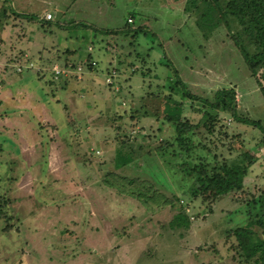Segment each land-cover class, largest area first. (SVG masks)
Returning <instances> with one entry per match:
<instances>
[{"label": "rangeland", "instance_id": "1", "mask_svg": "<svg viewBox=\"0 0 264 264\" xmlns=\"http://www.w3.org/2000/svg\"><path fill=\"white\" fill-rule=\"evenodd\" d=\"M230 3L219 0L221 17L209 0H0L20 16L0 31V202L10 217V228L0 218V264H253L232 259L226 233L246 224L245 200L264 189L259 132L221 116L212 139L222 124L255 160L238 190L211 204L176 170L187 153L159 118L175 70L199 98L232 89L239 115L264 126V63L252 76L239 52L262 58L253 17L240 1L237 18ZM47 13L66 28L41 25ZM54 65L83 70L55 78ZM200 108L186 98L185 118L195 123ZM121 140L142 150L115 170ZM179 206L187 227L170 228Z\"/></svg>", "mask_w": 264, "mask_h": 264}, {"label": "trees", "instance_id": "2", "mask_svg": "<svg viewBox=\"0 0 264 264\" xmlns=\"http://www.w3.org/2000/svg\"><path fill=\"white\" fill-rule=\"evenodd\" d=\"M210 1L218 11L219 0H209V2ZM233 1H237V4L233 5L230 3L229 11L231 14L235 15L237 18L242 16L244 12H241L238 7L241 1L240 8H243L246 13L251 14L253 17L252 31H255L256 45L262 50V58L258 57L256 59L252 57L249 59L247 58V52L242 49H239V52L251 75L256 77L255 68L259 67L261 62L264 63V0ZM230 2H232V0H230ZM219 13L221 17H223V11L219 10ZM10 14L13 15L12 17H20L5 4L0 10V31L3 30L6 21L9 19L8 15ZM21 18L34 21L32 17ZM40 20L41 25H54L61 29L66 28V26L59 25V23H51L44 19ZM121 31H125L124 28L119 31L112 30L101 33L103 35H117ZM139 31L140 29L134 31V34L136 35ZM74 53L75 52L72 54ZM88 54L92 55V53ZM91 55H87V63L93 62ZM70 67L73 69L74 66ZM88 68L92 69V72L96 70L91 64H89ZM173 74L174 75H171L168 81L163 85L165 90L169 91V93L162 96L159 118L174 128V143L177 144L179 149L187 153L186 156H181L180 164L175 166L177 168L176 170L181 173L183 178L189 179L190 185L193 184V196H199L203 202L207 201L213 204L220 196H227L235 190H238V178L240 179L246 175L248 169L255 160V156L251 155L249 151L237 152L241 147L240 143V147L235 145L237 136H229V133L223 128L222 124L221 128L223 131L220 130L219 138H217L216 141L213 140L218 134L215 125L220 122L222 115H226L231 117L233 122L237 124L250 126L256 129L260 134L256 146H261L263 148L264 126L259 120L249 119L239 115L238 105L235 101V95L232 89H219L213 93L210 99H202L189 92L186 85L178 78L175 70ZM69 76L71 75L65 77ZM256 82L259 86V91L264 97V86L261 85L260 79L257 77ZM186 98L190 100V103L194 101L201 103V108L196 109L200 118L198 121H195V123L186 119L184 116V100ZM205 134L209 135L211 138L209 139V144L201 141L202 135ZM171 146L172 142H164L156 151L159 152V155L164 156L167 149ZM141 150L140 146L135 147V145H133L132 140L128 142L122 140L121 142L118 141L114 149V157L112 160L113 169L119 170V168L132 163L140 155ZM195 150H197V152H202L194 154ZM156 151H148V153L156 154ZM192 154H194V156H192ZM136 179L137 178L128 179L127 184L130 186L133 185ZM137 180L142 182L140 183L141 185H144L145 180ZM185 187H183V189H185ZM249 195V198L245 200L244 203L246 224L228 230L226 237L230 242L229 246L234 261L238 263L252 262L253 264H264V189ZM194 198L197 199L196 197ZM176 202L179 203V198L176 199ZM2 204L3 202H0V218L3 217L5 223L9 225L10 217L7 219L8 211L5 207H1ZM185 216V208L179 206L178 211L169 222V227L186 228L187 223L184 221Z\"/></svg>", "mask_w": 264, "mask_h": 264}, {"label": "built area", "instance_id": "3", "mask_svg": "<svg viewBox=\"0 0 264 264\" xmlns=\"http://www.w3.org/2000/svg\"><path fill=\"white\" fill-rule=\"evenodd\" d=\"M43 19L47 20V21L51 20L52 14L51 13L45 14ZM128 21H130V20H128ZM89 64H91L93 68L97 65L95 62H91ZM82 70H83L82 66H77V68H75V70H74V73H71L70 70L65 68V67H63L62 70H59V67L54 65L53 68L51 69V72H52L53 76L55 78H57L59 76L65 77V76H68L70 74H75V75L77 74L78 75L82 72ZM113 80H114L113 75L108 74V77L106 78L105 83H107V85H113Z\"/></svg>", "mask_w": 264, "mask_h": 264}, {"label": "crops", "instance_id": "4", "mask_svg": "<svg viewBox=\"0 0 264 264\" xmlns=\"http://www.w3.org/2000/svg\"><path fill=\"white\" fill-rule=\"evenodd\" d=\"M47 11H49V10H47ZM45 12V11H44ZM43 15L44 14H41V16H40V18H42L43 17ZM54 16V15H53ZM43 19V18H42ZM97 70V69H96ZM95 75V74H94ZM100 75H103V74H100ZM60 80V79H59Z\"/></svg>", "mask_w": 264, "mask_h": 264}]
</instances>
